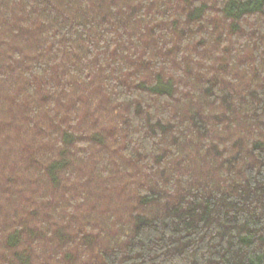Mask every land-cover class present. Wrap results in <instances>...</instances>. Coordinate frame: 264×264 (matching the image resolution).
Here are the masks:
<instances>
[{
	"label": "trees",
	"instance_id": "trees-1",
	"mask_svg": "<svg viewBox=\"0 0 264 264\" xmlns=\"http://www.w3.org/2000/svg\"><path fill=\"white\" fill-rule=\"evenodd\" d=\"M0 264H264V0H0Z\"/></svg>",
	"mask_w": 264,
	"mask_h": 264
}]
</instances>
